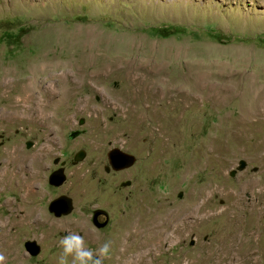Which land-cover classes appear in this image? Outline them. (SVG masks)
I'll return each instance as SVG.
<instances>
[{
	"label": "rangeland",
	"instance_id": "obj_1",
	"mask_svg": "<svg viewBox=\"0 0 264 264\" xmlns=\"http://www.w3.org/2000/svg\"><path fill=\"white\" fill-rule=\"evenodd\" d=\"M263 81L264 0H0L5 264H58L69 233L111 241L103 264H229L231 240L232 264H264ZM91 206L105 227H81Z\"/></svg>",
	"mask_w": 264,
	"mask_h": 264
},
{
	"label": "clouds",
	"instance_id": "obj_2",
	"mask_svg": "<svg viewBox=\"0 0 264 264\" xmlns=\"http://www.w3.org/2000/svg\"><path fill=\"white\" fill-rule=\"evenodd\" d=\"M62 252L59 255L58 264H103V260L110 258L111 241L101 245L96 253L87 249L84 245L83 236L76 233H69L60 242ZM6 257L0 253V264H5Z\"/></svg>",
	"mask_w": 264,
	"mask_h": 264
},
{
	"label": "water",
	"instance_id": "obj_3",
	"mask_svg": "<svg viewBox=\"0 0 264 264\" xmlns=\"http://www.w3.org/2000/svg\"><path fill=\"white\" fill-rule=\"evenodd\" d=\"M77 160L80 159L77 156ZM108 159L110 165L115 170H120L126 167H129L133 163V157L127 153H124L118 149H111L108 152ZM65 180V176L61 173L60 170L54 171L49 176V183L53 185H60ZM71 206L69 204V198L58 197L50 201L48 205V210L52 212L56 217L61 215H66L71 211ZM96 215V214H95ZM106 221L98 224V227H104L106 225ZM25 250L30 255H37L40 251L39 246L34 241H26L24 243Z\"/></svg>",
	"mask_w": 264,
	"mask_h": 264
},
{
	"label": "bare ground",
	"instance_id": "obj_4",
	"mask_svg": "<svg viewBox=\"0 0 264 264\" xmlns=\"http://www.w3.org/2000/svg\"><path fill=\"white\" fill-rule=\"evenodd\" d=\"M134 59V58H133ZM97 61H98V58H97ZM135 62V61H134ZM146 62V61H145ZM100 63V62H99ZM153 63V62H152ZM139 64H140V62H139ZM138 63L134 66L133 65V68L134 67H136L135 69L136 70H144V71H147V74L148 73H150L151 71L150 70H152L153 69V67H151L152 69H149L150 67H149V65L147 64V65H145V66H140ZM98 65V64H97ZM152 66V65H151ZM126 67V66H125ZM132 69V68H131ZM130 69V72L129 73H131V70ZM148 69H149V71L150 72H148ZM154 71H156V68H155V70H153V72ZM35 72H37L36 70H35ZM135 72V71H134ZM34 73V72H33ZM136 73V72H135ZM135 73H134V75H135ZM157 73H160L159 72V70H158V72ZM190 73H191V71H190ZM35 74H37V73H35ZM137 74H139V73H137ZM142 74V73H141ZM144 74V73H143ZM153 74V73H152ZM154 74H155V72H154ZM133 75V76H134ZM140 75V74H139ZM146 75V74H145ZM150 75V74H149ZM191 75H192V73H191ZM199 75V74H198ZM35 76V75H34ZM33 75H32V77H34ZM142 76V75H141ZM147 76V75H146ZM152 76H156V75H152ZM194 76V75H193ZM195 76H197V75H195ZM226 76V75H225ZM135 77V76H134ZM140 77V76H139ZM144 77V76H143ZM45 78H47V75L45 76ZM48 78H49V76H48ZM131 78H133V77H131ZM138 78V77H137ZM207 78V77H206ZM205 78V80H207ZM134 79V78H133ZM152 79V78H151ZM194 79V78H193ZM203 79V78H202ZM229 79V78H228ZM227 79V80H228ZM142 80V79H141ZM146 80H147V77H146ZM198 80V79H197ZM134 81V80H133ZM199 81H201V80H199ZM206 82V81H205ZM49 83V85H47V87H46V92L47 93H49L50 95H48L47 94V97L49 98V96H51V95H53V93H51L52 91H56V88L58 87V89L57 90H61V88H62V86L63 85H60V83L58 82H55L54 83V86H53V84L51 83V80L48 82ZM140 84L142 83V81L141 82H139ZM189 83V82H188ZM201 83V82H200ZM203 83V82H202ZM257 83V82H256ZM263 83H264V81H263ZM208 84V83H207ZM251 84V83H250ZM37 85V84H36ZM219 85V87L221 86V84H218ZM251 85H253V84H251ZM251 85H250V87H251ZM258 85V84H257ZM223 87L225 86L224 84L222 85ZM254 86V85H253ZM36 87V86H35ZM37 87H39L40 88V86H37ZM262 87V86H261ZM28 88V87H27ZM45 88V87H44ZM169 88V87H168ZM178 88V87H177ZM222 88V87H221ZM203 89V88H202ZM206 89V88H205ZM205 89H203L204 91H205ZM264 89V88H263ZM259 90V89H258ZM181 91V90H180ZM185 91V90H184ZM188 91V90H187ZM206 91H208V89L206 90ZM205 91V92H206ZM257 91V90H256ZM182 92V91H181ZM250 92H252V91H250ZM39 93H41L40 92V90H36V88H33L32 89V91H31V99H32V101H33V103H34V98H36V97H38V94ZM184 93V92H183ZM183 93H182V95H183ZM259 93V92H258ZM257 93V95H259ZM186 94V93H185ZM184 94V95H185ZM188 94H189V92H188ZM254 94V93H253ZM41 95V94H40ZM154 95V94H153ZM256 95V94H255ZM42 96V95H41ZM156 96V95H155ZM187 96V95H186ZM190 96H191V94H190ZM189 97V96H188ZM245 97H248V96H245ZM256 98V97H255ZM37 101V100H36ZM39 104V103H38ZM38 104H35V111H37V112H39L43 107H46V109H47V105H48V103H45V104H41V105H38ZM43 105V106H42ZM257 112V111H256ZM20 216V215H19ZM19 222V221H18ZM21 224V223H20ZM19 225V224H18ZM5 233L7 234V232L6 231H3L2 232V234H1V238H0V247H2L3 246V241H4V236H5ZM241 244V243H240ZM238 246H239V243L238 242H235V240H231L229 243H228V245H227V249H226V259H227V261H228V263L229 264H232V263H234L235 261H237V259L238 258H235L236 257V251H237V249H238ZM259 246V245H258ZM226 247V246H225ZM244 247V246H243ZM261 248V247H260ZM225 249V248H224ZM258 249V248H257ZM260 250V249H259ZM259 252V251H258ZM249 254V253H248ZM259 254H260V252H259ZM263 255V254H262ZM249 258V257H248Z\"/></svg>",
	"mask_w": 264,
	"mask_h": 264
},
{
	"label": "flooded vegetation",
	"instance_id": "obj_5",
	"mask_svg": "<svg viewBox=\"0 0 264 264\" xmlns=\"http://www.w3.org/2000/svg\"><path fill=\"white\" fill-rule=\"evenodd\" d=\"M56 163H57V160H56ZM57 170H60L61 171V173L63 174V169H61V168H58ZM57 170H55V171H57ZM109 172H107L106 171V174H108ZM65 180H66V178H65ZM65 180H64V182H65ZM48 184L49 185H51V186H54V187H59V186H61L63 183H61L60 185H53V184H50L49 183V177H48ZM92 182H95V181H93L92 180ZM97 182V181H96ZM98 182H99V180H98ZM58 197H65V198H69V204H70V206L72 207V201H71V199H70V197L69 196H66V195H64V194H61L60 196H58ZM57 197V198H58ZM50 203V202H49ZM49 203H48V205H49ZM49 211V210H48ZM50 212V211H49ZM50 213H52V212H50ZM89 213H91L89 216H88V218H87V221L85 222L83 219H82V221L80 222L81 223V227L82 228H84V229H86V227L87 228H91V226L90 225H92L93 227H95L96 229H100V228H103V227H98V224H101V223H103V222H107L106 223V225L109 223V216H108V213H107V211L106 210H104L103 208H100V207H96V206H91V208H90V211H89ZM53 214V213H52ZM96 214V215H95ZM54 215V214H53ZM105 225V226H106ZM104 226V227H105Z\"/></svg>",
	"mask_w": 264,
	"mask_h": 264
}]
</instances>
